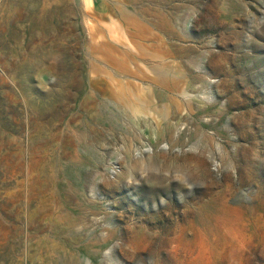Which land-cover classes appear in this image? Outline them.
Instances as JSON below:
<instances>
[{
  "label": "rangeland",
  "instance_id": "rangeland-1",
  "mask_svg": "<svg viewBox=\"0 0 264 264\" xmlns=\"http://www.w3.org/2000/svg\"><path fill=\"white\" fill-rule=\"evenodd\" d=\"M64 1L35 52L28 21L4 32L0 0V264H177L144 221L171 213L191 232L226 208L249 245L235 262L264 264V0ZM121 12L167 59L131 52L132 67L170 80L98 55L90 28Z\"/></svg>",
  "mask_w": 264,
  "mask_h": 264
},
{
  "label": "bare ground",
  "instance_id": "bare-ground-1",
  "mask_svg": "<svg viewBox=\"0 0 264 264\" xmlns=\"http://www.w3.org/2000/svg\"><path fill=\"white\" fill-rule=\"evenodd\" d=\"M2 1L4 8V32L7 35H11V37L18 36V33H20V23L28 21L30 29L35 35L33 36L37 40V43H39L35 52L39 51L40 47L43 45L41 42H43L42 40L46 35L45 31L51 26L49 21L55 17L56 10L54 7L56 6L62 11H64V9H69V6H67V3H65L64 0ZM83 4L86 9L91 10L93 8V0H83ZM120 14L121 21H113L112 24L104 31L94 29V27L90 28L92 40L95 42L98 55L110 65L118 68V70L122 72L137 73L145 76H147V74H152L151 78L160 82L170 80L167 77L163 76L162 78L161 75L159 76L154 74L152 69L153 66H155L154 64L143 68L134 69V67H132L135 58H133L131 52L149 55L162 60L167 59L164 53L162 54L159 50H151L146 45L138 43V41H136L133 37L132 32L133 27L136 28V26H139L138 21L128 12H121ZM93 30L96 32H93ZM150 34L151 32H146L147 36ZM105 38L108 40H105ZM111 40L125 46L124 50H120L119 47L114 46V44L110 42ZM158 47L159 46H157V48ZM47 50H49V52L53 55L56 53L52 47H48ZM101 72L108 74L107 71ZM109 77L111 80H113L111 76ZM180 82L176 84V87L179 89H181ZM112 83V95L116 99L118 98L122 102L127 103L134 111L140 113L143 116L150 115L154 110V101L152 97L149 94H139V87L133 86V84L130 82H116L113 80ZM184 92L187 97H191V95L186 91ZM133 97H137V100H134ZM229 209L226 208L220 210L219 212L209 214L208 225H202V227L196 225V227H194L191 232L187 229L186 225L183 224V217L173 218L171 213L167 215H159V218H150L144 222L147 225L148 222L149 224L152 223L154 225L153 227H157L159 229L161 242L159 247L164 252V254L172 255L175 258L177 264H219L223 261L228 262L229 264H243V261L235 262L234 259L237 256L239 257L241 250H244L245 246H249L246 244L247 237L243 231L237 227L236 223L238 215L231 209L229 211ZM203 220L205 221L204 218ZM160 248L158 252L161 251ZM118 261L120 260L117 258L116 263H118Z\"/></svg>",
  "mask_w": 264,
  "mask_h": 264
}]
</instances>
